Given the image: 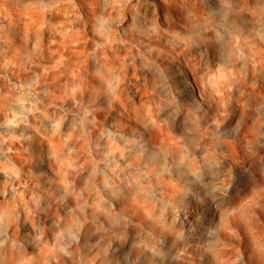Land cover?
<instances>
[{
	"label": "clouds",
	"instance_id": "9594fccd",
	"mask_svg": "<svg viewBox=\"0 0 264 264\" xmlns=\"http://www.w3.org/2000/svg\"><path fill=\"white\" fill-rule=\"evenodd\" d=\"M99 7L92 21L93 34L103 39L106 47L113 44L128 47L129 56L124 58L121 67L105 69L107 79L102 81L103 90L92 94L87 104L77 101L78 112L90 114L97 108H111L122 91L131 101L136 93L129 86L127 73L135 66L137 71L148 76L154 95L139 107L129 104V108L137 112L145 107L154 109L157 117L186 136L191 149L187 157L184 152L179 154L181 167H176L177 160L172 162L179 187L171 196L158 197L159 214L149 215V223L145 225H129L122 243L119 237H111L101 253L111 252L109 264H219L221 253L232 243L224 232L229 218L234 219L240 212L237 202L249 191L253 192V201L264 200V101L250 96L237 106L241 78L233 71L235 62L244 60L241 51L242 43H246L244 37H264V0H193L192 10L186 13L181 9L168 30L158 29L155 20L149 22L135 11L131 19L125 16V7H135L131 0H99ZM99 18L109 25L104 33L99 32ZM132 33H135L134 42L126 39ZM162 37L167 47L182 50L191 72L175 57L166 64V56L159 58L160 63L150 59L155 52L150 46L146 52L133 54L131 51L136 44L142 45V38L151 43ZM145 61L151 64L150 68L144 66ZM94 64L92 62V75L96 74ZM2 66L8 69L15 65L8 59ZM221 69L223 78L216 79V72ZM194 76L205 95L210 88L213 92L219 90L221 99L231 93L225 100L226 114L217 106L216 119L210 122L207 112L212 109L201 100ZM197 111L201 113L199 123L208 124V130L203 133L210 140L207 148L198 142L195 133L187 135L185 132L186 128L193 127L187 117ZM62 123L68 121L62 120ZM232 144L241 148V163L235 162L230 151ZM144 146L146 159L154 151L146 133ZM46 159L39 156L33 167L42 171ZM160 166L159 161L154 162L153 170L145 175L155 176L162 183L157 170ZM136 167L139 165L134 166L129 156L122 157L111 170L123 172ZM38 199L34 194L31 201H25L15 189L11 199L6 196L0 199V264H49L50 259H56L57 253L69 255L61 246L66 232L61 217L51 222L49 230L54 233L53 242H47L45 227L36 219L37 208L29 207V203L35 204ZM251 203L245 201L241 207H251ZM240 237L241 233L233 229L232 238ZM229 264H264V225L249 228L247 247L236 253L235 260Z\"/></svg>",
	"mask_w": 264,
	"mask_h": 264
},
{
	"label": "rangeland",
	"instance_id": "374dc122",
	"mask_svg": "<svg viewBox=\"0 0 264 264\" xmlns=\"http://www.w3.org/2000/svg\"><path fill=\"white\" fill-rule=\"evenodd\" d=\"M68 1L57 0L54 3V15H56L54 22L50 28L41 30L44 32L42 37L45 50L33 55L30 66H28L29 71L34 75L41 71H49L51 73L49 76L52 77L50 83H62L61 86L58 83L51 87L53 93L66 89L68 83L75 80L74 73L78 72L83 80L91 84L99 83L98 71L95 67L98 65H96L94 52L96 47L102 48L103 52L106 47L103 39L93 34L92 21L94 18H87L83 9L78 8L74 17L68 18ZM173 1L179 11L184 9L187 13L192 10L193 0ZM34 2L35 0H0L1 15L16 18L31 10V7H25V3L34 5ZM131 2L135 6L137 0H131ZM99 11L98 0V13ZM123 14L131 19L133 9L124 8ZM176 17L175 11H172L170 14H160L149 22L155 20L158 29L168 30L169 24L175 21ZM58 20H62L65 30L60 28ZM68 23L70 26H67ZM97 24L100 33L106 32L109 28L104 21L97 22ZM70 27L78 32L82 42L81 48L88 51L90 55L86 61L87 68L86 70L81 68L80 58H74L71 65L75 68L74 73L60 71L55 75L52 72L57 67L58 61L63 58L57 53V49L61 48L57 44L62 41L60 37L62 32ZM259 38L262 39L260 36ZM126 39L134 42L129 37ZM252 39L253 36H245L246 43L241 45L248 60H251L250 41ZM142 45L136 44L132 47V53L146 52V48L150 46L155 50L150 59L160 63L159 58L166 56L168 58L164 61L166 64L175 57L177 62L182 63L191 72L188 59L182 55V50L167 47L163 43V37L160 41L153 40L151 43L147 38H142ZM11 47L18 51H28L22 38L14 39ZM0 53H3L0 55V65L13 57L9 48L2 45L1 41ZM128 56V47L124 51L119 50L113 56L108 55L111 64L116 68L121 67L122 61ZM92 62H95V75H92L91 71ZM27 63L22 62L18 66ZM237 65L240 67V74L247 78L248 85L254 86L250 71L252 65L249 62L246 65L245 60L236 61ZM144 66L150 68L151 64L145 61ZM13 71V75H7L8 72L3 70V66L0 67L2 78H0V199L5 196L11 199L13 189L20 193L25 201H31L35 194L39 199L35 204L29 203V207L37 208L36 219L45 227L44 236L49 244L53 242L54 236L53 231L49 230L51 222L57 217L63 219L66 232L61 246L69 255L65 257L64 253H57L56 259H50L49 264H109L111 252L103 255L101 249L111 237H119L122 243L127 236L129 225L139 227L149 223V215L159 214L158 197L162 194L171 196L179 187L178 177L171 165L173 160H177L176 167H181L182 165L178 162L179 154L184 152L186 157L190 154L191 149L187 144L186 136L180 135L171 123L157 117L154 109L145 107L137 112L129 108V104L139 107L154 95L148 76L137 71L135 66L127 73V76L129 86L136 95L131 101L127 99L124 103L118 101L119 103H115L111 108L108 107L109 111L105 112V118H102L107 133H104L100 139L95 137L89 127L83 125L80 112L76 109L65 111L61 102L53 95L46 96L43 89L34 90L23 83L27 79H32L31 76L23 78L19 75L17 67ZM223 75V69L217 71L216 79H222ZM193 81L197 90L204 94L200 81L195 76ZM213 87L218 86L213 85ZM5 89H8V92H5ZM6 93L11 95L10 99L1 100L3 94ZM124 97L126 98L125 94ZM204 97L205 99L201 98V100L207 108L212 109L207 112L210 122L216 119L214 113L217 106L223 109L224 114L227 113L228 106L225 100L231 97V93L221 99V92L219 90L213 92L210 88L209 94H204ZM243 102V100L239 102L236 100L237 106ZM35 104L38 105L37 108ZM53 113L57 115L66 113L63 120H67L68 123L61 122L60 127L57 128L58 123H55ZM93 113L90 114L93 115ZM200 116L201 113L197 111L187 117L193 127L186 128L185 132L187 135L195 133L198 142L207 148L210 140L205 138L203 133L208 130V124L201 125ZM72 131L73 133L68 135ZM145 133L147 140L150 134H155L157 139V142H151L154 151L150 152L146 159L144 158ZM25 137L28 138L25 139ZM107 139L118 145L119 150L116 153L118 156H110L107 150H104L101 144ZM230 151L235 162L241 163L243 153H241L240 146L233 150L230 146ZM41 155L47 158L42 171L33 167V163ZM135 155L143 158L137 163L132 162L134 166L139 165L135 170L125 169L123 172L119 169L116 172L111 170L110 167H114L122 157L129 158L130 156L132 159ZM165 160L171 161V164L166 165ZM156 161H159L161 165L157 170L163 179L162 183L155 176L145 175L153 170V164ZM120 167L123 168L124 165L121 164ZM129 172H131V177H128ZM107 179H116V181L108 183ZM252 198V191H249L243 198L241 197L236 204L240 212L234 219L229 218L226 222L224 234L232 239V243L228 244L221 253L219 264L235 260L236 253L244 251L248 244L249 228H255L257 224L264 225V200L253 201ZM245 201H252L251 207H241ZM154 203L156 207H153ZM64 204L67 206H63ZM233 229L241 233L239 239L232 238Z\"/></svg>",
	"mask_w": 264,
	"mask_h": 264
},
{
	"label": "bare ground",
	"instance_id": "6f19581e",
	"mask_svg": "<svg viewBox=\"0 0 264 264\" xmlns=\"http://www.w3.org/2000/svg\"><path fill=\"white\" fill-rule=\"evenodd\" d=\"M56 1L57 0H35L34 5H31V3H25V7H31V10H28L26 13L16 18L1 15L0 10V41L2 45L9 48V51L13 56L11 59L13 60V64L15 65L14 67L10 66L8 69H5L3 67V70H6L8 72L7 75H13V69H15V67L19 68V75H22L23 78L24 76L32 77V79L23 81L25 85L30 86V88L34 90L43 89L46 96H49L50 94L53 95L58 101L61 102L65 111H69L72 109H76L78 111V109L76 108L77 101H79L81 104H87L89 97L92 94H94L96 91L103 90L104 86L102 81L107 79V73L105 69L114 67V65L111 64L108 55L111 54V56H113L119 50H126V47H124L123 45L118 46L116 44H113L110 47H105L104 52L103 50H101L102 48L100 49L99 47H96L94 56L96 65H98L95 67L98 71L99 83L91 84L89 81L83 80V78L80 77L79 72L74 73L75 68L71 67L73 59L80 58V60L82 61V65L80 67L84 70H86L87 68L86 61L89 59L90 55L88 51L81 48V37L78 35V32L72 27H70L67 31L62 32V34L60 35L62 41L57 44L58 46H61V48L57 49V53L60 56H63V58L58 61L57 67L52 73L56 75L60 71H72L74 73L75 80L72 83L69 82L66 86L67 88L63 89V91L53 93L51 87L57 85L58 83L61 86L62 83H50V79H52V77L49 76L51 74L49 71H41L38 72L37 75H34L28 69V66H30V62H28L26 65H23V67L18 66V64L25 61H32L33 55L42 53L45 50L42 37V33L44 32H41V30H45L52 26L54 22V16H56L54 15L55 11L53 8V5ZM67 5L69 6V10L67 13L69 19L74 17L73 15H75L74 13L77 12L78 8L84 10L85 16L87 18H94L98 14V0H69L67 2ZM132 5L134 4L132 3ZM125 8L133 9L131 7ZM133 11H135V13L140 17L146 18L148 21L156 18L160 14L165 15L170 14L172 11H175L176 16H178L180 13L177 5L173 0L139 1V3L135 4ZM58 22L61 25L60 28L62 30H65V27L62 25V20H58ZM97 22H103V19L99 18L97 19ZM69 24L70 23H68L67 26H70ZM134 36L135 33H132L128 37L134 40ZM16 38L23 39L28 51H18L11 47V42ZM261 40H264V37L260 39L259 36H256L253 37V39L250 41V48L252 50L250 54L251 60H248V58H246L244 50L241 49L244 55L245 64L248 65L249 62V64L252 65L250 71L254 79V86L248 85L247 78L243 77V75L240 74V67L238 65L236 66L235 62L233 71L237 74V76L241 78L238 94L236 96V100L238 102L242 100L244 101L250 96L257 97L261 101L264 99V41L262 42ZM100 52H102V54H99ZM229 55H231V53H229ZM1 66L2 65H0V67ZM74 82L76 83V85ZM5 90V92H8V89ZM250 92H254V94H250ZM200 95L202 99H205L203 93L200 92ZM10 97L11 95L9 93H6L3 94L1 100L7 101L10 99ZM124 100H126V98L124 97V93L122 91L120 99L118 101H120V103H124ZM118 101L116 103H119ZM34 106L35 108L38 107L37 104H35ZM107 111H109V109L107 106H105L102 109L97 108V110L94 111L93 115L89 114L88 112H80L82 114L81 122L83 123V125L89 127L95 137H98L99 139L104 133H107V130L104 126V121L102 120V118L104 117V113ZM53 114L54 121L58 124L61 123L66 116V113L61 115H57L56 113ZM72 133L73 131L68 133V135H71ZM156 140V135L150 134L148 141L155 143L157 142ZM98 145L100 144L98 143ZM101 145L104 146V150H107V153H109L110 156H118L116 154L119 150L118 145L111 143L108 139ZM237 146L239 145H231V150L235 149ZM170 158L172 160V156H170ZM142 159L143 158L135 155L132 158V162L137 163ZM165 164L169 166L171 164V161L165 160ZM110 168L112 169L113 166H111ZM116 179H118L117 175ZM116 179H107L106 182L114 183ZM224 262L226 264H229L227 261Z\"/></svg>",
	"mask_w": 264,
	"mask_h": 264
}]
</instances>
